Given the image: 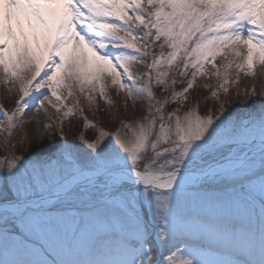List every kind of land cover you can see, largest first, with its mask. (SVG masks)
<instances>
[{"label":"snow or ice","instance_id":"6c2138e0","mask_svg":"<svg viewBox=\"0 0 264 264\" xmlns=\"http://www.w3.org/2000/svg\"><path fill=\"white\" fill-rule=\"evenodd\" d=\"M237 43L236 69L254 75L264 0H0V82L19 86L0 134L11 140L45 101L61 111L49 93L106 97V77L142 106L114 131L85 117L92 134L68 139L77 100L59 133H40L57 138L0 157V264H264V92L215 114L165 108L188 99L206 64L220 77L221 55L227 92L224 49Z\"/></svg>","mask_w":264,"mask_h":264},{"label":"rangeland","instance_id":"374dc122","mask_svg":"<svg viewBox=\"0 0 264 264\" xmlns=\"http://www.w3.org/2000/svg\"><path fill=\"white\" fill-rule=\"evenodd\" d=\"M237 44L230 45L229 48L224 49L228 60L234 61L232 68L228 69L229 83L225 85L228 88L227 92L219 88V85L223 83V65L227 63L225 57L221 55L217 56L215 60V64L220 68V77L214 75L216 68L211 64H206V74L198 75L194 81L193 88L189 89L188 93L185 94L188 99L185 101L183 98H178L170 106L165 105V108L169 110L179 108L180 112L178 114L180 115L188 108H196L201 115L215 114L221 104L224 105L225 110H232L234 108L243 109L249 99H251L250 93L252 89H255L257 95L264 92V65L256 63L254 75H246V68L244 71L237 70L235 63H242L244 56H246V48H243V46L240 48V46H236ZM233 49L239 51L242 55L239 57L235 56ZM154 51L159 53L160 49L156 47ZM142 68L143 65H133L134 71H140ZM192 71L194 70H189V76L186 78L177 77V83L173 85L176 91H182L186 87L187 80L191 79ZM0 75H3V73L0 72ZM180 79L184 80L183 84L179 82ZM170 82L171 77L169 78ZM105 84L106 97L102 98L98 91L92 93L95 97L94 102L89 101L87 89L84 94H81L75 86L73 87L74 95L64 101L63 104L49 93V99L52 101V104L61 108V111L57 112L55 108L45 101L44 108L54 133H59L60 131V120L64 117V112L67 110L65 105L72 107L77 100H79V104H75L76 114L63 119V131L68 139H76L79 133H84L85 136L92 134L91 130L84 126L85 117L89 122L96 124L97 127H103L108 131H114L120 127V118L125 122L131 121L134 118L138 119L142 111V106L139 102L134 106L133 101L127 98L126 92L118 91L116 87L112 86L110 77H106ZM18 87V85L13 87L10 81L8 83L0 82V106H3L4 110L8 111L9 114L14 110L15 101L19 98ZM214 90H218V99L212 96ZM62 91H64L65 95L67 94L66 90L62 89ZM154 91L157 97L168 95V93H165L155 85ZM171 99V96H169L170 101ZM125 103H127V107ZM20 119L23 120V123L17 129L13 130L11 140L7 139L4 134H0V157L7 156L10 153L17 156H27L42 141H50L57 138L52 132H49L41 138L40 133L46 132L47 130L43 129L38 132V127L35 126L33 117L28 119V116H22Z\"/></svg>","mask_w":264,"mask_h":264},{"label":"bare ground","instance_id":"6f19581e","mask_svg":"<svg viewBox=\"0 0 264 264\" xmlns=\"http://www.w3.org/2000/svg\"><path fill=\"white\" fill-rule=\"evenodd\" d=\"M27 116H28V119H30L32 117L34 118L33 119L34 124L36 127H38V132L45 129L44 125L49 123V118L47 116L45 108H42L39 112H37L35 109H33L32 111H27L23 117H27ZM35 130H36V128H35Z\"/></svg>","mask_w":264,"mask_h":264}]
</instances>
